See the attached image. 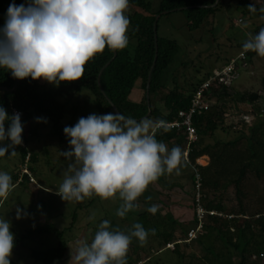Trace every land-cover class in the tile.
Segmentation results:
<instances>
[{
	"label": "trees",
	"instance_id": "16d2710c",
	"mask_svg": "<svg viewBox=\"0 0 264 264\" xmlns=\"http://www.w3.org/2000/svg\"><path fill=\"white\" fill-rule=\"evenodd\" d=\"M217 0H162L158 11H153L149 0H129L135 11L129 14L130 37L135 44L129 43L123 50L112 51L107 47L102 53L96 54L86 65L83 77L74 82H61L59 84V95L72 97L75 94L88 90L94 95V101L103 113H116L114 107L126 117L135 120L145 118L163 119L168 123L180 121L181 111H190L193 98L198 88L208 80L213 72L200 75L185 86L177 82L169 85L164 81L165 74L173 59L179 52L177 41L160 37L157 28V41L155 37L154 24L158 15L161 17L173 12L183 11L187 13L191 30H195L205 24L207 20L212 22L219 10L222 0L216 7ZM15 3L27 5L28 0H0V29L3 28L9 5ZM254 4L250 0H240L239 5ZM168 12L167 14H163ZM160 17V18H161ZM159 24V20H158ZM158 27V25H157ZM264 24L256 26L257 34ZM242 46V44H240ZM158 48V51H157ZM157 55V60L155 62ZM257 54L246 52L244 64H250ZM230 59L221 68L228 65ZM102 72L99 84V76ZM237 63V78L239 67ZM149 99L147 98V86L151 70ZM220 69V68H219ZM236 78V79H237ZM235 79V80H236ZM138 82H141L143 97L138 102L131 99ZM264 88V79L262 81ZM46 85L40 84L39 80L31 77L24 80L14 79L11 72L0 68V107L6 109L9 116L14 110L23 113L21 122L26 113L31 110L47 114L53 125V134L58 136L62 144H68L65 136L62 119L64 117V106L58 101L57 96L44 90ZM233 86V85H232ZM232 88V87H231ZM231 88L225 86L212 87V98L224 97L229 94ZM208 94V93H207ZM250 101L260 99V94L254 93L244 96ZM156 102V103H154ZM193 125L197 131L198 138L194 142L189 141L185 129L169 128V131L161 130L156 134V139L171 148L179 146L186 157L184 165L192 169L190 178L193 186L196 184V172L200 175L201 203L207 210L204 221V233L198 238L188 242V233L195 229L199 223L196 215V198L193 199L194 224L186 226L174 217L172 213L162 215L159 211L152 214L147 208L155 205H166L161 198L149 200L140 196L138 200L146 203L145 209L137 214L136 222L143 225L146 230L155 229V234L148 235V247L137 248L136 253L128 250L126 256L127 264L147 263L152 257L159 255L165 250L172 252L173 260L169 264H233L232 257H240L239 264H262L264 261V192L256 193L257 202L260 205L255 213L250 211L246 200L249 198L248 187L252 178L264 181V117L256 118L255 123L247 130H238L236 126L226 123L224 109L222 107H208L193 117ZM8 122L5 123L7 129ZM218 134H224L229 138L222 140L216 138ZM215 139L209 143L208 139ZM23 144L19 145L23 151V167L31 170L32 175L22 173L29 181L33 178L34 170L31 166L36 161V154L27 149V139L22 137ZM69 145V144H68ZM188 152V156L186 153ZM205 156L210 158L207 166L203 164ZM19 179V176H16ZM233 188L238 201V208L227 210L224 195ZM210 193L218 194L219 197L211 198ZM136 201V203L138 202ZM217 215H211L210 212ZM135 222V223H136ZM110 227L119 228L117 223H110ZM47 231V227L38 228ZM31 230L26 237L33 234ZM54 232H56L54 230ZM61 239L56 247L46 250L33 249L30 253L34 259L33 264H55L64 259L69 246L63 239V232H56ZM25 238V237H24ZM174 244V248L168 245ZM201 253L203 255L201 256ZM160 262L162 259H158ZM11 264H20L12 261Z\"/></svg>",
	"mask_w": 264,
	"mask_h": 264
},
{
	"label": "clouds",
	"instance_id": "9594fccd",
	"mask_svg": "<svg viewBox=\"0 0 264 264\" xmlns=\"http://www.w3.org/2000/svg\"><path fill=\"white\" fill-rule=\"evenodd\" d=\"M129 0H28L27 5H9L6 21L0 29V68L11 72L14 79H43L50 84L80 80L85 65L105 48L125 49L129 44L130 20L125 15ZM249 12L261 13L255 4ZM246 28L247 25H244ZM243 52L264 57V27L257 34L246 33ZM41 122L43 118H36ZM8 122L7 129L5 123ZM43 122H47L43 120ZM169 131L168 122L145 117L135 120L120 112L80 117L74 126H66L70 150L60 151L69 161L56 194L64 201L83 202L94 195L101 200L119 197L116 216L124 218L138 207L136 201L148 186L165 174H180L186 162L179 146L170 150L156 139V134ZM23 124L19 113L8 115L0 107V157L17 155L15 147L23 143ZM12 177L0 171V200H7L14 189ZM150 200L151 197H148ZM155 214L156 205L147 208ZM17 219L21 210L17 208ZM96 213L89 216L95 220ZM11 222L0 218V264H11L15 246ZM139 222L125 232L111 228L103 220L91 243H80L74 264H127L126 256L133 239L141 246L149 233Z\"/></svg>",
	"mask_w": 264,
	"mask_h": 264
},
{
	"label": "rangeland",
	"instance_id": "374dc122",
	"mask_svg": "<svg viewBox=\"0 0 264 264\" xmlns=\"http://www.w3.org/2000/svg\"><path fill=\"white\" fill-rule=\"evenodd\" d=\"M153 11H158L162 0H149ZM240 0H222L219 10L215 14L212 22L207 20L201 27L191 30L186 12H173L159 19L158 35L163 38L177 41L179 52L173 59L169 69L165 74L164 81L171 85L177 82L181 87L189 84L202 74L213 72L221 68L230 59H236L242 52L243 41L247 38L246 33L255 35L256 26L264 24L260 19L261 13L249 12L248 5H239ZM257 9L264 7V0H250ZM135 11L129 3V8L125 14ZM244 25H247L245 28ZM130 27L128 29L129 43L135 44L131 40ZM239 77L234 81L228 95L219 98L216 96L209 99L208 107H222L224 109L225 120L229 125H234L238 130H247L251 127L256 118L264 117V57L254 56L250 64L238 61ZM40 84L46 85L47 90L57 96L58 101L64 106V125H75L80 117H87L90 114L103 115L94 101V95L88 90H83L72 97L59 95V85L50 84L43 79ZM173 84V83H172ZM254 93L260 94V99L250 101L244 96ZM143 97L141 82H138L131 99L138 102ZM156 103V102H154ZM114 113V112H113ZM43 118L47 122H37L36 118ZM153 119V118H151ZM154 120V119H153ZM22 137L27 139V149L36 154V161L31 164L34 170L33 178L29 181L22 173H29L31 170L23 165V151L20 146L15 147L17 155L9 157L11 149L6 156L0 157V171L7 172L12 177L14 189L9 193L7 200H0V218H5L11 222V232L15 237L10 260L18 261L20 264H33L31 256L33 249L46 250L56 247L62 238L56 233L65 231L63 239L69 246L64 259L55 264H74L71 255H76V250L80 243H91L95 232L103 220L110 223L115 222L123 231L127 232L132 224L137 220V214L145 209L146 203L138 200V207L129 212L124 218L116 216V211L122 203L118 195L109 200H101L98 196L86 198L83 202L64 201L56 194L63 181V173L69 161L60 155V151L70 150L68 144H62L58 136L53 134V125L47 114L31 110L26 113L22 120ZM216 138L227 140L229 137L218 134ZM215 139H208L209 143H214ZM9 140L0 142V146L9 144ZM167 145V144H166ZM171 149L170 145H167ZM207 161V162H206ZM209 160L202 164L207 166ZM192 169L188 165H183L180 174L175 172L165 174L157 181L150 184L147 190L141 195L148 198H161L166 205L154 204L159 208L162 215L172 213L176 219L186 226L194 224L193 199L197 196V191L193 186L190 174ZM19 176V179H16ZM264 192V181L252 178L249 183L250 193L246 203L250 211L255 213L259 209L256 193ZM220 193H210L211 198H218ZM225 206L228 211L238 208V201L235 190L229 189L224 195ZM17 208L21 210V219H17ZM95 212V220H89V216ZM47 227V231L38 228ZM31 230L33 234L26 237ZM54 230L56 232H54ZM25 237V238H24ZM141 244L133 239L129 249L135 254ZM142 247H148L145 243ZM171 249H173L171 247ZM203 253H201V256ZM172 252L165 250L157 256L152 257L146 264H169L172 262ZM162 259L160 262L158 259ZM233 264L240 263L238 255L233 256ZM42 264V263H37ZM139 264H145L140 262ZM264 264V261L262 262Z\"/></svg>",
	"mask_w": 264,
	"mask_h": 264
},
{
	"label": "built area",
	"instance_id": "2783aa9c",
	"mask_svg": "<svg viewBox=\"0 0 264 264\" xmlns=\"http://www.w3.org/2000/svg\"><path fill=\"white\" fill-rule=\"evenodd\" d=\"M246 52H242L236 59H232L230 63L223 68L216 69L213 72V75L206 80L197 90L193 101H192V107L190 111H181L179 113L180 121H175L172 123H168L169 128H177L179 130L185 129L186 133L189 136V141L194 142L197 140L198 135L197 131L193 125V117L196 113H201L204 109L208 108V105L206 104L209 102V99L212 98V87H220L225 86L227 88H231L235 79L237 78V63L239 60L244 61L245 60ZM208 93V94H207ZM19 113L21 118L23 117V113L19 110H14V114ZM21 145H24L23 143ZM186 156H188V152L186 153ZM196 184H194V188L197 191L196 198V215L198 218V225L195 229H191L188 233V242H191L192 240H195L198 238L199 234L204 233V221L207 215V210L201 203V182H200V175L196 172ZM211 215H217L216 212L212 211L210 212ZM174 248V244L168 245V248Z\"/></svg>",
	"mask_w": 264,
	"mask_h": 264
},
{
	"label": "water",
	"instance_id": "95a60500",
	"mask_svg": "<svg viewBox=\"0 0 264 264\" xmlns=\"http://www.w3.org/2000/svg\"><path fill=\"white\" fill-rule=\"evenodd\" d=\"M220 2V0H217V2H216V4L214 5V6H212V7H216L217 5H218V3ZM168 12H164L163 14H167ZM160 17H161V15H158L157 16V18H156V22H155V24H154V31H155V37H156V41H157V37H158V35H157V25H158V20L160 19ZM157 51H158V48H157ZM156 60H157V55H156V59H155V62H156ZM110 63H108L105 67H104V69L101 71V74H100V76H99V84H100V80H101V75H102V72L108 67V65H109ZM152 72H153V68H152V70H151V73H150V76H149V81H148V86H147V98H148V104H149V107H150V99H149V86H150V80H151V75H152ZM114 110H115V112H119L115 107H114ZM151 116V111L148 113V115L146 116V117H150Z\"/></svg>",
	"mask_w": 264,
	"mask_h": 264
},
{
	"label": "crops",
	"instance_id": "0c3cea01",
	"mask_svg": "<svg viewBox=\"0 0 264 264\" xmlns=\"http://www.w3.org/2000/svg\"><path fill=\"white\" fill-rule=\"evenodd\" d=\"M204 158H205V160H209V162H210V158L208 156H205ZM209 162H208V164H209Z\"/></svg>",
	"mask_w": 264,
	"mask_h": 264
}]
</instances>
